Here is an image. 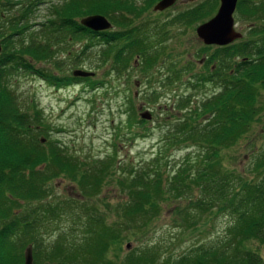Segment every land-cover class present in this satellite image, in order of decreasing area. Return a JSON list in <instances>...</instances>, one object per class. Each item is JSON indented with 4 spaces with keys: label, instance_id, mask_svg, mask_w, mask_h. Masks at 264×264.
Listing matches in <instances>:
<instances>
[{
    "label": "trees",
    "instance_id": "16d2710c",
    "mask_svg": "<svg viewBox=\"0 0 264 264\" xmlns=\"http://www.w3.org/2000/svg\"><path fill=\"white\" fill-rule=\"evenodd\" d=\"M119 1H68L52 6L49 20L35 25L30 18L38 1L30 0L20 8L16 0H0V24L6 26V31L0 32V264H25L28 250L33 264H264V150L249 179L226 166L220 155L249 133L263 110L259 98L264 90V0H238L235 15L237 20L249 22L246 36L205 55L201 78L195 83L196 89L213 86L217 94L206 96L195 107L191 96L177 101L173 109L180 117L167 124L163 149L143 167L120 166L117 146L107 158L82 160L58 142L43 145L37 133L42 127L40 111L24 113L16 104L6 78L21 68L41 74L56 88L85 83L105 89L111 84L112 73L116 79L124 77L133 62L139 61L146 72L152 70L164 55L154 45L166 37L164 25L154 30L153 38L146 24L141 28L131 25L132 17H142L141 11L148 13L157 0L146 2L140 12L135 3L125 8L127 2ZM218 5L219 0H201L173 22L203 21L214 15ZM91 14L105 16L118 29L95 32L83 27L79 19ZM36 27L40 36L33 34L26 40L28 31ZM17 39L20 48L14 44ZM81 39L90 43L83 54L94 46L92 40L102 48L99 59L111 67L107 81L58 76L35 68L47 59L60 69L59 54ZM205 48L210 53L212 47ZM169 68L173 70V66ZM184 68L191 72L195 64ZM182 75L174 72L167 84ZM151 93L156 100L157 90L151 88ZM125 112L129 127L145 122L138 121L133 105ZM179 146L196 148L197 156L170 174L164 150ZM59 177L73 181L78 192L56 195L51 181ZM108 180L115 182L126 198L115 207L108 204L102 208L96 198ZM165 205L175 206L173 213L180 217L177 221L187 229L197 230L218 215L231 222L216 244L196 245L179 257L162 254L157 245L125 252L128 236L133 240L132 235L149 230ZM112 210L116 220L109 219ZM65 219L67 227L53 234L50 241L44 238V233L49 235L53 225Z\"/></svg>",
    "mask_w": 264,
    "mask_h": 264
},
{
    "label": "rangeland",
    "instance_id": "374dc122",
    "mask_svg": "<svg viewBox=\"0 0 264 264\" xmlns=\"http://www.w3.org/2000/svg\"><path fill=\"white\" fill-rule=\"evenodd\" d=\"M16 1L21 3L20 8L30 3V0ZM34 1H38L39 4L35 15L30 19L31 23L36 25L49 20V9L52 6H61L65 2L74 0ZM121 1L127 2L125 8H128L130 3H135L139 12L144 8L146 2L147 4L153 2V0ZM159 1L161 0H157L151 6L148 13L141 11L144 13L142 17H132L133 23L131 25V27L141 28L143 24H146L150 33L148 35L152 38L155 35L154 30L160 25H164L163 30L167 33L166 37L161 43L154 44L157 49L163 50L164 55L161 56L152 70L146 72L139 61L133 62L129 73L124 77L116 79L115 73H112L111 84L106 89L102 86L91 88L85 83L56 88L43 81V76H38L36 72L27 71L23 68L17 72H12L6 78L7 85L21 111L31 115L35 114V109L40 111L42 127H39L37 133L39 140H45L43 145L47 146L49 141L58 142L67 152L82 160L84 158L88 160L107 158L117 150L116 156L117 160L120 161V166L128 164L129 167L137 165L143 167L159 150L163 149L167 124L174 123L180 117V113L173 109L177 101L183 97L191 96L193 103L191 106L195 107L201 99L206 98V96L211 97L210 95L216 92L213 86L196 89L195 83L201 78H198L199 73L202 74L201 63L208 54L211 55L216 50V47H212L210 53L205 50L208 45L199 39L196 29L214 17L219 5L214 15H208L203 21L183 24L184 22L174 23L173 19L183 11L193 8L201 0H175L169 9L154 11V6ZM74 7L76 9V5ZM80 9L83 10V7ZM6 14L9 15L8 12ZM92 15L101 14L88 16ZM237 19L236 14L235 30L242 33V38H244L249 28V22ZM0 26V32H5L6 26L2 23ZM117 29L116 26L112 28V30ZM33 34L39 37L41 34L39 28L36 27L28 31L25 39L27 40ZM14 41H16L15 46L20 48V39ZM95 41L92 40L95 44L85 54H83V49L85 45L90 44L89 41L87 39L72 41L65 52L60 53V57L56 59L58 60L57 63H61L60 69L56 67L54 61L47 63V59L40 60L41 62L35 65V68L54 71L58 76H73V72L78 70L88 71L94 74L88 78L101 82L107 81L109 78H105V76L111 67L108 64L105 66L99 59L98 54L102 48ZM0 43L2 47L1 38ZM64 46L67 45H57L56 47ZM31 62L33 63V61ZM191 62L195 64V69L187 73L184 71L186 70L184 67ZM170 65L173 66V70H169ZM177 71L182 72V77L179 80H172L173 82L168 85L167 82L172 76L174 77V72ZM151 88L157 90L158 98L156 100L151 93ZM110 90L112 91L109 92ZM259 99L263 110L249 133L235 146L220 153L226 166L248 179L253 177L254 162L264 150V90L260 93ZM130 105H133L137 110L138 121L143 120L140 117L143 112L150 113L152 115L151 120H145L139 126L129 127L126 121L128 113L125 111H128ZM115 146H117L116 150ZM164 151H166L165 155L169 163V172L172 174L180 165L193 160L197 156L198 150L179 146ZM109 181L111 180L105 182L96 198L102 208L108 204L115 207L126 198L120 192L117 184ZM51 183L55 186L56 195L61 197L72 196L78 192L75 183L66 177L56 178ZM165 208L149 230L140 232L136 237L132 235L133 240H129L128 236V240L123 245L125 252H129L130 249L157 245L162 254L179 257L190 252L196 245L208 247L216 244L224 237V233L231 222L228 217L218 215L213 216L208 224L204 222L197 230L194 228L187 229L180 224V221H177L180 217L173 213V208L171 209L167 205ZM15 210L21 213V209L16 208ZM115 213L112 210L108 214L110 220H116L117 215ZM67 225V219L60 220L53 225L52 231H48L49 235L47 232L43 234L44 238L50 241L53 234H57L58 230L67 227ZM127 245H130L129 249H127Z\"/></svg>",
    "mask_w": 264,
    "mask_h": 264
},
{
    "label": "water",
    "instance_id": "95a60500",
    "mask_svg": "<svg viewBox=\"0 0 264 264\" xmlns=\"http://www.w3.org/2000/svg\"><path fill=\"white\" fill-rule=\"evenodd\" d=\"M175 3V0H161L155 7L154 11H164ZM238 0H219V7L213 18L201 24L196 29L199 39L208 46L225 47L243 37L242 33L235 30V11ZM80 24L95 32H103L113 28L111 22L102 15H92L80 19ZM2 50L0 43V51ZM94 74L88 71H75L74 77L88 78ZM143 120H151L152 115L148 112L140 114ZM44 139L41 140L44 143ZM130 245H127V249ZM25 264H33L31 250H28L25 257Z\"/></svg>",
    "mask_w": 264,
    "mask_h": 264
},
{
    "label": "flooded vegetation",
    "instance_id": "af4514ba",
    "mask_svg": "<svg viewBox=\"0 0 264 264\" xmlns=\"http://www.w3.org/2000/svg\"><path fill=\"white\" fill-rule=\"evenodd\" d=\"M155 7V6H154ZM169 9V8H168ZM167 10V9H166ZM165 11V10H164ZM163 13V12H162ZM210 47H218V46H210ZM38 74V73H37ZM38 76H42L41 74H38ZM44 77V76H43ZM43 81L46 82L45 78L42 79Z\"/></svg>",
    "mask_w": 264,
    "mask_h": 264
}]
</instances>
